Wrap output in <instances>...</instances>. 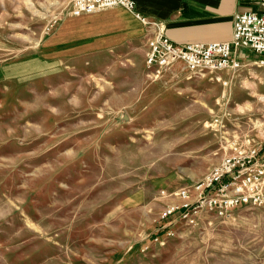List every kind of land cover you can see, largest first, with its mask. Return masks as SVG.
<instances>
[{
  "label": "rangeland",
  "instance_id": "obj_1",
  "mask_svg": "<svg viewBox=\"0 0 264 264\" xmlns=\"http://www.w3.org/2000/svg\"><path fill=\"white\" fill-rule=\"evenodd\" d=\"M71 1L0 0V264H264L259 207L160 217L224 154L264 152L257 54L148 68L138 42L82 48Z\"/></svg>",
  "mask_w": 264,
  "mask_h": 264
},
{
  "label": "built area",
  "instance_id": "obj_2",
  "mask_svg": "<svg viewBox=\"0 0 264 264\" xmlns=\"http://www.w3.org/2000/svg\"><path fill=\"white\" fill-rule=\"evenodd\" d=\"M262 11L243 10L234 15L230 41L190 42L179 45L169 40L158 28L135 10L134 0H72L70 14L95 12L112 6H122L134 13L144 24L156 28L147 39L145 64L148 68L167 66L178 60L190 70L236 69L240 60L236 48H247L257 54L264 71V0H258ZM252 149L248 155L234 150L224 154L200 179L183 185L175 193L179 203L169 202L160 217L174 215L195 219L203 211L225 214L236 205H252L264 210V152ZM163 194L164 191H161ZM175 218V217H174ZM169 220L167 222L170 223ZM166 224V225H167Z\"/></svg>",
  "mask_w": 264,
  "mask_h": 264
},
{
  "label": "crops",
  "instance_id": "obj_3",
  "mask_svg": "<svg viewBox=\"0 0 264 264\" xmlns=\"http://www.w3.org/2000/svg\"><path fill=\"white\" fill-rule=\"evenodd\" d=\"M135 10L148 22L156 23L174 44L190 42L230 41L234 15L243 10H255L249 0H134ZM257 1V2H256ZM255 2L258 3V0ZM115 10L86 13L78 30L72 31L83 47L108 46L138 42L147 50V39L156 28L142 23L132 11L115 6ZM83 14L79 15L82 16ZM73 16V17H79ZM243 48L235 49L240 58ZM145 57V56H144ZM258 57V56H257Z\"/></svg>",
  "mask_w": 264,
  "mask_h": 264
},
{
  "label": "trees",
  "instance_id": "obj_4",
  "mask_svg": "<svg viewBox=\"0 0 264 264\" xmlns=\"http://www.w3.org/2000/svg\"><path fill=\"white\" fill-rule=\"evenodd\" d=\"M261 153H262V152H261V150H259V153H258V155H259V154H261Z\"/></svg>",
  "mask_w": 264,
  "mask_h": 264
},
{
  "label": "bare ground",
  "instance_id": "obj_5",
  "mask_svg": "<svg viewBox=\"0 0 264 264\" xmlns=\"http://www.w3.org/2000/svg\"><path fill=\"white\" fill-rule=\"evenodd\" d=\"M109 10H111V11H112V10H114V9H109Z\"/></svg>",
  "mask_w": 264,
  "mask_h": 264
}]
</instances>
